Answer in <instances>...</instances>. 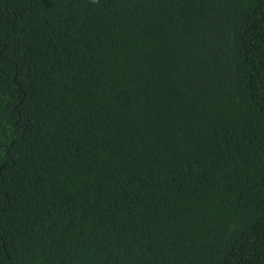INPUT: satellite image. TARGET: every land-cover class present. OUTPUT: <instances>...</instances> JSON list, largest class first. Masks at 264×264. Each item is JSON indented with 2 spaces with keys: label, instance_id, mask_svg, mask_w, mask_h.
<instances>
[{
  "label": "trees",
  "instance_id": "obj_1",
  "mask_svg": "<svg viewBox=\"0 0 264 264\" xmlns=\"http://www.w3.org/2000/svg\"><path fill=\"white\" fill-rule=\"evenodd\" d=\"M0 264H264V0H0Z\"/></svg>",
  "mask_w": 264,
  "mask_h": 264
}]
</instances>
